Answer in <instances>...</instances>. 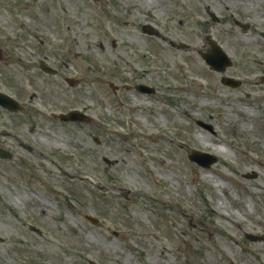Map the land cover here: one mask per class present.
Here are the masks:
<instances>
[{
    "label": "rangeland",
    "instance_id": "1",
    "mask_svg": "<svg viewBox=\"0 0 264 264\" xmlns=\"http://www.w3.org/2000/svg\"><path fill=\"white\" fill-rule=\"evenodd\" d=\"M176 1L183 10L170 20L149 0H0V46L13 55L0 90L29 104L0 107V149L11 155L0 157V264H264V241L245 237L264 234V17L244 0ZM144 23L186 46L147 36ZM246 23L249 42L234 37ZM209 37L235 65L192 63ZM136 74L158 92L108 85ZM74 108L91 123L60 119ZM192 149L219 161L203 168Z\"/></svg>",
    "mask_w": 264,
    "mask_h": 264
},
{
    "label": "water",
    "instance_id": "2",
    "mask_svg": "<svg viewBox=\"0 0 264 264\" xmlns=\"http://www.w3.org/2000/svg\"><path fill=\"white\" fill-rule=\"evenodd\" d=\"M218 51V50H217ZM207 61L212 64L213 66H215L216 68H221L222 66H224L225 64H227L226 61H224V59H220V54L218 51V54L216 56H211L208 55L206 56ZM43 68L45 69V67L43 66ZM45 70H50L46 67ZM227 82V80H225ZM230 81V80H229ZM1 97V95H0ZM0 102H3L6 106H8L9 108H14V102L11 98L7 97L6 95L3 96V99L0 98ZM66 118H74V119H87V117L85 115H83L82 113L78 112V111H73L72 113H69L67 116H65ZM193 159L202 162L203 157L201 154L195 152L194 154H192L191 156Z\"/></svg>",
    "mask_w": 264,
    "mask_h": 264
},
{
    "label": "bare ground",
    "instance_id": "3",
    "mask_svg": "<svg viewBox=\"0 0 264 264\" xmlns=\"http://www.w3.org/2000/svg\"><path fill=\"white\" fill-rule=\"evenodd\" d=\"M145 2H146V0H145ZM258 1H254V0H251L250 1V7L251 8H256L255 6V4L257 3ZM242 36H243V34L242 35H239L238 37L240 38V39H242L243 41H245V42H249V41H247V40H245L244 38H242ZM204 48V47H203ZM206 50H210V48H206ZM192 63L194 64V65H196L197 67H202V68H204V63H203V60L202 59H196V58H193L192 59ZM143 101H145V103H148L149 101H148V99H144ZM205 101V103H207L206 101L207 100H204ZM203 101V102H204ZM245 109H248V116L250 117L251 115H252V113H253V108L252 107H248V108H245ZM244 112H245V110H244ZM252 121H249L248 123H245L244 124V126L245 127H247V126H249V129H252ZM253 127H254V125H253ZM46 141H48L47 139H46ZM216 151L217 152H220V153H225L226 152V149H225V147L223 146V145H219V146H217L216 148ZM236 214H237V216H239V217H242V214H240L238 211L236 212Z\"/></svg>",
    "mask_w": 264,
    "mask_h": 264
}]
</instances>
